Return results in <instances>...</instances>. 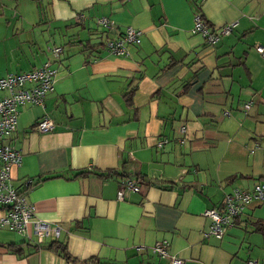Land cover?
I'll list each match as a JSON object with an SVG mask.
<instances>
[{
    "label": "crops",
    "instance_id": "crops-1",
    "mask_svg": "<svg viewBox=\"0 0 264 264\" xmlns=\"http://www.w3.org/2000/svg\"><path fill=\"white\" fill-rule=\"evenodd\" d=\"M29 1L0 0V25L30 27L20 71L46 60L56 71L42 106H18L4 142L21 155L11 186L58 233L0 239L21 245L0 246V264H169L150 251L162 239L184 264H264V234L254 229L264 200L251 199L220 238L202 236L205 208L264 181V59L254 49L264 47V0H37L42 15ZM195 13L210 28L236 24L209 45L191 33ZM99 17L111 22L104 33ZM128 26L141 34L125 55L100 45ZM43 115L53 127L38 132ZM81 170L89 173L75 176ZM122 177L139 191L117 199ZM55 238L64 252L42 246Z\"/></svg>",
    "mask_w": 264,
    "mask_h": 264
},
{
    "label": "built area",
    "instance_id": "built-area-1",
    "mask_svg": "<svg viewBox=\"0 0 264 264\" xmlns=\"http://www.w3.org/2000/svg\"><path fill=\"white\" fill-rule=\"evenodd\" d=\"M83 19L78 15L77 19ZM102 30H108L111 22L105 17L96 19ZM231 21L216 28H210L200 14L193 15L191 33L199 34L206 44L216 43L222 36L228 35L235 26ZM141 32L130 26L125 27L118 37L105 38L103 48L113 55H125L127 45L139 43ZM255 51L264 59V47L254 46ZM60 51L59 46L50 47L53 57ZM55 69L48 61L28 71L5 73L0 77V229H6L29 238L34 235L38 240L47 238L49 235L56 237L57 226H51L48 222L35 217L34 204L29 202L24 194L17 192L9 182V172L12 166L20 163V151L3 142L9 134L15 130L17 108L23 103L41 105L45 94L52 89ZM247 107V104H245ZM53 127L52 120L43 115L36 120L33 128L38 132H46ZM184 132V127L179 128ZM162 138L157 145L165 143ZM179 143H182L180 138ZM139 191V187L131 178L120 179L116 198L121 199L125 192ZM251 199L264 200V181L254 184L250 190L244 188H232L224 194L223 205L220 208L208 207L202 211L207 218L208 224L202 236L220 238L224 229L234 225L242 215L244 207ZM168 241L162 239L155 242L150 251L160 258H166L169 264H184V260L168 252ZM246 264H256L254 259H247Z\"/></svg>",
    "mask_w": 264,
    "mask_h": 264
},
{
    "label": "rangeland",
    "instance_id": "rangeland-1",
    "mask_svg": "<svg viewBox=\"0 0 264 264\" xmlns=\"http://www.w3.org/2000/svg\"><path fill=\"white\" fill-rule=\"evenodd\" d=\"M29 3L34 5L38 15L39 13L40 15L43 14V9L37 0H31ZM29 28L30 27H11V24H9L8 27L0 25V72L16 73L26 67L22 65V61L24 57L28 56V48L31 49L32 46L29 44L31 37L28 34L30 31ZM41 29L43 31H40ZM33 30H35L38 34L47 33L46 27H35ZM12 31H17V35L15 37H12ZM51 31L52 27H50L48 34L51 33ZM45 39L46 38H43L40 44L44 48H46V43H44ZM11 236L19 238L15 232L2 228L0 229V239L6 240Z\"/></svg>",
    "mask_w": 264,
    "mask_h": 264
},
{
    "label": "trees",
    "instance_id": "trees-1",
    "mask_svg": "<svg viewBox=\"0 0 264 264\" xmlns=\"http://www.w3.org/2000/svg\"><path fill=\"white\" fill-rule=\"evenodd\" d=\"M106 30H102L101 32L102 33H104ZM106 38V37H105ZM105 38H103V39H105ZM101 40V43H100V45L102 46V44H103V41H102V39H100ZM99 40V41H100ZM88 40H86L85 42H81L80 40H77V42H81V44L83 45V46H87V45H89V42H87ZM97 46V45H96ZM46 61H48L49 63H50V65H51V61H49V60H46ZM45 62V61H44ZM28 71V70H27ZM131 92H132V89L131 90H128L127 92H125L124 93V97L126 98L125 100L126 101H129V97H130V94H131ZM34 125V124H33ZM33 127V126H32ZM11 134H9V136H10ZM9 136H7L5 139H7ZM3 142H4V139H3ZM5 143V142H4ZM7 144V143H6ZM89 172H87V171H85V170H81L80 172H77L76 173V175L75 176H79V175H86V174H88ZM115 173V171L114 170H112V169H108V170H106V171H104V172H102V173H99V175L100 176H108V175H112V174H114ZM122 178H124V177H122ZM121 178V179H122ZM19 193H24V191H20ZM238 222V220H236V222L235 223H237ZM254 229H256L257 231H260L261 233H263L264 234V223H262V222H255L254 223ZM44 240V239H43ZM22 244V243H21ZM36 246H39L40 245V243L39 242H37L36 244H35ZM34 245V246H35ZM0 246H2V247H4V248H6V249H9V250H12L13 252H18V253H20L21 252V245H20V243H15V242H0ZM42 246L43 247H45V248H48V249H51V250H60V252L62 253V252H64V250H65V248L62 246V245H60V243L56 240V238L54 239V240H52V241H48V242H45L44 244H42Z\"/></svg>",
    "mask_w": 264,
    "mask_h": 264
}]
</instances>
